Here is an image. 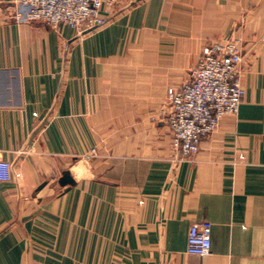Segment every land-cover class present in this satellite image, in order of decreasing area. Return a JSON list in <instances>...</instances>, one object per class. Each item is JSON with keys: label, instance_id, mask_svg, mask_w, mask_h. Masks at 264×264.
Masks as SVG:
<instances>
[{"label": "crops", "instance_id": "crops-1", "mask_svg": "<svg viewBox=\"0 0 264 264\" xmlns=\"http://www.w3.org/2000/svg\"><path fill=\"white\" fill-rule=\"evenodd\" d=\"M20 10L0 0V264H264V0H112L84 32ZM230 41L239 112L176 161L167 90Z\"/></svg>", "mask_w": 264, "mask_h": 264}, {"label": "built area", "instance_id": "built-area-1", "mask_svg": "<svg viewBox=\"0 0 264 264\" xmlns=\"http://www.w3.org/2000/svg\"><path fill=\"white\" fill-rule=\"evenodd\" d=\"M112 0H20V20L42 21L54 29L68 25L79 32L104 23L101 9ZM242 49L236 42L211 43L201 53L189 79L167 93L165 115L171 149L177 160L192 157L204 137L212 134L222 118L239 112L245 89L240 75ZM13 164L0 159V181L12 178ZM212 247V224L190 225L187 252L206 256Z\"/></svg>", "mask_w": 264, "mask_h": 264}, {"label": "water", "instance_id": "water-1", "mask_svg": "<svg viewBox=\"0 0 264 264\" xmlns=\"http://www.w3.org/2000/svg\"><path fill=\"white\" fill-rule=\"evenodd\" d=\"M60 183L63 185L74 183V180L69 171H64L62 177L60 178Z\"/></svg>", "mask_w": 264, "mask_h": 264}, {"label": "rangeland", "instance_id": "rangeland-1", "mask_svg": "<svg viewBox=\"0 0 264 264\" xmlns=\"http://www.w3.org/2000/svg\"><path fill=\"white\" fill-rule=\"evenodd\" d=\"M203 51H204V50H203ZM192 68H193V67H192ZM187 77H188V76H186V79H187ZM188 78H189V77H188ZM186 79H185V80H186ZM185 80H184V81H185ZM185 82H186V81H185ZM179 86H180V85H178V86H170V87L168 88V90H167V93H168L169 90H171V89H175V88H177V87H179ZM166 104H167V107L169 108V105H168L167 102H166Z\"/></svg>", "mask_w": 264, "mask_h": 264}]
</instances>
